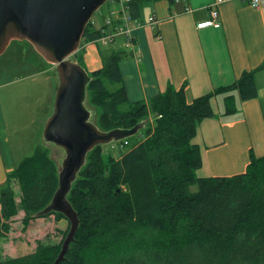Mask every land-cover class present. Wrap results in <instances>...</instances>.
I'll return each mask as SVG.
<instances>
[{
    "label": "trees",
    "instance_id": "16d2710c",
    "mask_svg": "<svg viewBox=\"0 0 264 264\" xmlns=\"http://www.w3.org/2000/svg\"><path fill=\"white\" fill-rule=\"evenodd\" d=\"M159 1L175 0H129L125 8L133 22H142L143 9ZM103 29L90 20L80 47L97 43ZM114 49L100 56L99 69L88 72L85 104L104 131L147 121L144 139L119 142L127 150L118 159L104 154L103 146L87 154L67 196L80 224L60 264H264V157L251 154L246 170L235 176H198L202 159L195 143L200 124L215 116L214 98L224 96L228 115L235 111L233 96L241 102L257 97L255 74L261 67L190 104L184 90L170 84L147 103H131L119 64L133 53ZM81 58L77 63L83 66ZM57 169L36 147L7 174L0 188V237L7 236L19 211L24 231L35 219H65L53 212L37 216L57 189ZM191 186L197 191L190 193ZM61 242L38 243L34 251L0 264H53Z\"/></svg>",
    "mask_w": 264,
    "mask_h": 264
},
{
    "label": "crops",
    "instance_id": "0c3cea01",
    "mask_svg": "<svg viewBox=\"0 0 264 264\" xmlns=\"http://www.w3.org/2000/svg\"><path fill=\"white\" fill-rule=\"evenodd\" d=\"M214 1H159L146 6L144 25L134 32V55L122 60L119 69L131 103H147L170 84L175 90L182 88L190 104L261 67L255 74L257 97L241 102L233 96L235 111L226 115L224 98L217 96L211 102L215 116L204 120L195 136L202 176L231 177L246 170L251 154L264 157V6L222 0L216 8L219 28H199L210 19ZM150 16L155 18L152 24ZM85 45L83 64L92 72L101 67L100 54L93 48L95 43ZM94 64L99 65L90 66ZM8 137L0 103V188L17 166Z\"/></svg>",
    "mask_w": 264,
    "mask_h": 264
},
{
    "label": "water",
    "instance_id": "95a60500",
    "mask_svg": "<svg viewBox=\"0 0 264 264\" xmlns=\"http://www.w3.org/2000/svg\"><path fill=\"white\" fill-rule=\"evenodd\" d=\"M107 1L0 0V55L11 41H26L54 66L58 79L53 112L45 122L42 137L46 143L63 149L64 158L57 169V189L50 203L37 213L38 217L58 213L69 223L53 264L65 259L79 228L78 214L67 196L87 154L97 146L135 136L147 123L104 131L90 121L91 112L85 106L91 78L75 56L87 24Z\"/></svg>",
    "mask_w": 264,
    "mask_h": 264
},
{
    "label": "rangeland",
    "instance_id": "374dc122",
    "mask_svg": "<svg viewBox=\"0 0 264 264\" xmlns=\"http://www.w3.org/2000/svg\"><path fill=\"white\" fill-rule=\"evenodd\" d=\"M115 9V6L107 1L92 16L91 22L96 28L102 27L110 19L109 12L115 11ZM122 43L123 40L121 39L116 41V46L97 42L93 48L98 50V53L102 56L101 58H104L110 54L111 48L115 47L114 50L125 49ZM85 48L84 43L76 53V61L85 54ZM86 51L88 52V49ZM81 61L82 67L87 71L82 58ZM98 65L90 66L95 67ZM57 86L58 79L54 66L45 62L28 42L11 41L5 52L0 55L1 113L6 120L8 141L12 147L16 165L24 157L30 156L36 147H40L47 152L57 168L61 166L64 150L46 143L42 137L45 122L53 112ZM218 98L222 99L224 96L219 95ZM85 106L91 112L90 121L95 124V112L88 103ZM141 139H144L143 130H140L131 138V143L135 144ZM126 150L127 148L119 142L103 146L104 154L111 155L116 159ZM197 175L202 176V173L198 172ZM13 190L18 202L19 189L15 183L13 184ZM196 191V186L189 188L190 193ZM23 216L24 213L19 211L11 219L10 231L7 236L0 237V261L30 253L35 250L38 243L45 245L59 244L65 238L64 232L65 236L67 234L69 223L66 219L56 218L54 215L35 219L30 222V225L24 231L21 222Z\"/></svg>",
    "mask_w": 264,
    "mask_h": 264
},
{
    "label": "built area",
    "instance_id": "2783aa9c",
    "mask_svg": "<svg viewBox=\"0 0 264 264\" xmlns=\"http://www.w3.org/2000/svg\"><path fill=\"white\" fill-rule=\"evenodd\" d=\"M111 4L115 6V11L109 12L110 19L103 25V32L101 37L97 42H102L103 44H108L114 46L116 41L119 39L123 40V47L133 53L134 55V45L135 38L134 32L140 27H143V22H133L128 16L125 4L129 0H108ZM249 5L252 8H260L264 6V0H248ZM222 3V0H215L209 7L210 19L198 25L199 28H204L206 26L219 28L220 24L218 22V11L217 6ZM155 18L150 16L148 23L152 24Z\"/></svg>",
    "mask_w": 264,
    "mask_h": 264
}]
</instances>
